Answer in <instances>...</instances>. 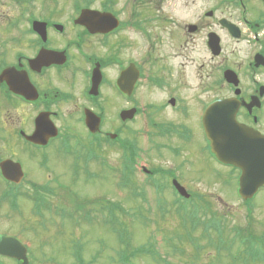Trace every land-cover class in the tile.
I'll use <instances>...</instances> for the list:
<instances>
[{"label":"flooded vegetation","instance_id":"flooded-vegetation-1","mask_svg":"<svg viewBox=\"0 0 264 264\" xmlns=\"http://www.w3.org/2000/svg\"><path fill=\"white\" fill-rule=\"evenodd\" d=\"M14 2L19 7L16 15L0 14V204L7 202L10 211L31 203L29 213L34 220L39 219L37 224L47 213L67 215V205L52 200L58 198L48 185L60 182L55 172L65 164L53 160L70 157L81 143L95 149L92 141L102 146L118 145L117 137L122 141L120 130L140 114L146 160L150 154L160 158L166 154L168 163L174 165L146 162L140 168L147 179L159 175L152 181L161 183L162 190L166 181L184 177L182 160L187 161L188 153L197 152L200 161L208 163L214 159L202 115L215 99L235 98L236 120L264 135V11L253 20L242 14L238 25L217 11L225 4L242 5V0H217L191 21L179 18L174 35L173 30L166 31L170 18L162 17L161 35L152 37L145 0H129L121 6L116 0L88 1L91 8L110 12L117 21L106 31L94 32L91 30L96 26L75 22L77 15L63 20L53 18L49 10L37 15L35 10L19 6L23 5L21 0ZM223 21L237 25V31L230 33ZM209 34L216 38V46ZM134 35L146 45L141 58L132 52ZM172 38L176 42L170 45ZM240 42L246 47L243 55L238 54V47L228 50V45ZM165 46L175 48L169 52L163 50ZM209 83L223 85L230 92L209 100ZM141 85L146 90L144 97L135 94ZM183 88L193 94L183 95ZM130 110H134L132 117L122 120V113ZM87 113L98 119L96 128L87 124ZM113 134L117 136L111 142ZM92 161L96 160L82 163ZM130 164L136 166L135 161L125 163ZM219 165L235 171L230 165ZM70 171L74 178L81 167L72 164ZM82 172L86 178L96 177L86 166ZM260 193L264 187L253 195L249 207ZM81 214L67 216L76 219ZM5 234L1 233L25 247L28 264V243L16 234ZM1 258L13 264L24 262L0 254Z\"/></svg>","mask_w":264,"mask_h":264},{"label":"rangeland","instance_id":"rangeland-1","mask_svg":"<svg viewBox=\"0 0 264 264\" xmlns=\"http://www.w3.org/2000/svg\"><path fill=\"white\" fill-rule=\"evenodd\" d=\"M25 1L21 0L23 5H19L25 11L35 10L37 15H41L42 11L49 10L52 11L53 18L59 16L57 18L62 20L67 16L76 15L73 1L81 5H90L83 0H33L29 2L31 5L27 6ZM145 1L152 37L161 35L160 30L163 24L160 19L162 17L170 18L172 23L165 24L166 31L171 29L174 35L176 21L179 18L191 21L217 3V0ZM0 2L3 3H0V14H17L19 7L16 6L17 3L14 0H0ZM125 2L129 4V0H120L117 5L121 6V3ZM245 2L246 12L244 10V15L251 20L260 11H264V5H261L258 0H245ZM120 11L122 10L120 9ZM242 13V8L234 4H225L217 11V15L222 14L238 25H240ZM142 42L140 38L133 36L132 52L137 58L142 57L146 47ZM175 42L176 40L172 38L169 44L173 45ZM233 47H238V54H244L246 48L244 42L228 45L227 48L231 50ZM174 48L165 46L163 50L172 52ZM226 90L230 92L223 85L209 83V100L214 96L225 94ZM182 91L183 95L191 96L193 94L184 88ZM145 93V87L141 85L136 89L135 94L138 97H144ZM154 94L158 95V91ZM143 104L142 99L138 106L142 108ZM141 118L140 114L134 122L126 124L124 129L120 130L122 140L127 143H131L133 140L138 147L136 166L133 164V169L136 172L132 179L135 187L138 186L136 187L138 194L134 196L131 193L133 187H121L117 183L118 173L115 169H108L101 165L103 159L110 166L121 167V153L117 145L102 146L94 142L93 144L97 147L95 153L99 156L97 159H93L96 161L85 165L82 162L86 161L87 157L90 158L91 154L90 149L87 150V146L81 147V143L73 149L75 152L70 157L62 156L53 160L65 164L58 169L59 172H55V176L60 179L58 180L60 182L48 185L53 188L54 195L58 198L52 200L67 205L69 209L67 215L81 214L80 209L77 208L79 206L86 210L88 215L85 216L82 213L81 217L75 219L67 215L61 217L47 213V217H43V220L40 221L46 225H41L40 222L37 224L39 219L34 220L32 214L29 213L31 203L19 205V208L14 212L9 210L7 202H3L0 204V234H16L22 240L21 242L28 243L30 249L28 250V264H124L121 262L122 258L126 260L127 257L131 260V264H264L263 247L262 252L259 251L258 255L252 256V253L248 251V255L243 258L242 252L247 254V251L233 236L232 230L233 227L246 228V231L250 230L252 233L258 234L264 241V193H260L253 200L251 207L245 206L237 197L234 181L236 172H229L227 167H219L214 160H209V163L200 161L202 157L197 152L194 153L193 147L194 154L188 153L185 156L187 161L183 157L182 163L185 166L181 165L183 167L181 173L184 177L180 182L194 197L189 203L184 204L178 199L176 202L170 186L165 185L162 190L160 188L162 184L158 187L153 183L154 180L160 178L159 175L152 176V181L147 179L140 170L146 162L165 167L173 165V162L168 163L169 157L166 154H163L162 158L150 154V160H146L147 156L143 150L144 139L141 136L143 128ZM118 125L120 126V121H118ZM80 139L87 140L82 137ZM173 161L177 163L178 160ZM72 164L81 167V171L78 175H74V178L70 171ZM82 166H86L90 172H94L91 174L96 177L86 178L82 172ZM139 193H143L147 202L142 200ZM199 194L204 195L205 199L199 203L201 207L197 212V221H192L187 214H184L180 220L176 213L177 210L174 208L185 205L186 210L190 212L199 206L196 203L201 199L197 196ZM172 199L176 203L175 206L172 204ZM139 203L142 208L137 210L135 207L137 208ZM208 203L209 208L215 214L216 220L214 221L221 229V237L225 244V249L222 250L224 246H221L222 251L219 252L214 246L209 245L210 239L207 238V231L204 232V226L198 221V218L204 220L203 205ZM74 208H77L78 211ZM251 209L252 211H250ZM178 212L181 213V210ZM135 213L139 216L135 217ZM183 225L189 226L188 235L184 234ZM214 231V229H210L209 234L216 236ZM192 244L198 251L201 246L203 248L199 252H195L197 249ZM141 248H147L146 254L136 253ZM160 256L165 261H160ZM0 260L3 264H13L9 259L1 258Z\"/></svg>","mask_w":264,"mask_h":264},{"label":"water","instance_id":"water-1","mask_svg":"<svg viewBox=\"0 0 264 264\" xmlns=\"http://www.w3.org/2000/svg\"><path fill=\"white\" fill-rule=\"evenodd\" d=\"M77 22L84 23L89 28L96 26L97 28L91 30L92 32L106 31L111 25L116 24V20L110 13L88 9L81 11ZM227 26L230 30L235 29L232 24ZM209 40H212L213 45L216 46L217 40L214 36L209 35ZM125 84L121 86L125 87ZM233 84L237 85V83ZM130 85L131 83L128 86ZM236 93H238L237 90ZM237 105L234 98L216 101L209 105V128L206 114L203 120L207 129V138L211 141V150L216 157L241 170L238 192L243 199H247L251 198L260 186H264V137L235 120ZM133 112L134 110H130L122 113V119L131 118ZM86 122L89 126L93 124L96 128L99 121L97 118L91 119V113H87ZM174 184L181 194L187 196L181 186L176 182ZM24 252L25 248L17 240L0 235L1 254L21 258L25 264Z\"/></svg>","mask_w":264,"mask_h":264},{"label":"trees","instance_id":"trees-1","mask_svg":"<svg viewBox=\"0 0 264 264\" xmlns=\"http://www.w3.org/2000/svg\"><path fill=\"white\" fill-rule=\"evenodd\" d=\"M119 151L121 153L120 155H121V159H122L121 160V167L124 166L125 169H124V167H123V169L125 171L122 174L123 175L122 179L118 180V183H119V185L121 187H124V186H129L130 188L133 187L131 193L135 196V194L138 193V192L136 191L135 184H133V182H132V179L134 177V171H133V169L131 167H127V165H124V163H126L127 161H131L132 162V161H134L136 159L137 151H138L136 142L131 141V143H126V142L122 143L120 145V150ZM94 153H95V151L93 150L92 151V156H96V155H94ZM97 156H99V155L97 154ZM103 161L104 160L102 159V162ZM193 197H194V195L190 194V198H191L190 201L193 199ZM184 201H186V200H184ZM201 201H204V200L203 199L202 200L199 199L198 201H196V203L199 206L195 207L190 212L186 210L185 205L176 206L175 208L177 209L176 213H177L178 218H180V220H182L183 215L187 214L192 221L196 222L197 221V212L200 210V207H201V205L199 203ZM186 202H188V201H186ZM140 204L141 203H139L137 208L135 207V209H137V210L141 209L142 205H140ZM203 207H204V209H203L202 215L205 218H204L203 221L198 218V221L204 226V231L205 232L209 228V233H210V229H214L215 230L214 232L216 233V236L214 234L215 237L211 236L209 234V237H208V239H210L209 245L214 246L215 249L217 250V252H219L221 250L220 249L221 246L222 247L224 246V248H222V250H224L225 249V244H224L223 238L221 237V229H220L218 223L214 221V220H216L215 217H214L215 214H213L212 209L209 208L208 204H204ZM77 208H82V207L79 206ZM179 210H181V213L178 212ZM207 215H209V225L208 226H207L208 222L206 220L208 218ZM137 216H139V215H137L135 213V217H137ZM181 224H182V222H181ZM183 227L185 228L184 234L188 235L189 234V232H188L189 226L185 227V225H183ZM196 228H197V223H196ZM232 230H233V236L236 238L237 241H239V244L242 247H244L245 250L247 251V254H244L242 252L243 258L248 255V251L250 253H252V256L258 255L259 251L262 252V247L264 248V241L261 240L259 235H256L255 233H252L250 230H248L246 232H243L241 229H238L237 227L233 228ZM243 234H245V235H243ZM182 236H183V234H182ZM183 238H184V236H183ZM192 243H193V241H192ZM192 245L194 246L195 249H197L194 244H192ZM202 248L203 247L201 246L199 251L202 250ZM146 251H147V248H141V249H138V251L136 253L137 254H144ZM199 251L197 249V251H195V252H199ZM255 257H259V256H255ZM159 260L160 261H165L164 259L161 258V256L159 257ZM125 261H131V260L129 258H127L126 260L122 259V262H125Z\"/></svg>","mask_w":264,"mask_h":264}]
</instances>
